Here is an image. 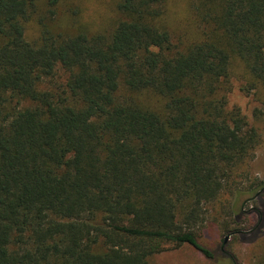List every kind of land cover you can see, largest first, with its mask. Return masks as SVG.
Masks as SVG:
<instances>
[{
  "label": "trees",
  "instance_id": "16d2710c",
  "mask_svg": "<svg viewBox=\"0 0 264 264\" xmlns=\"http://www.w3.org/2000/svg\"><path fill=\"white\" fill-rule=\"evenodd\" d=\"M39 1L0 0V264H149L165 245L216 263L197 230L259 143L225 86L232 57L264 86V0H192L188 40L164 0H120L110 31L39 19L29 41ZM43 1L52 19L62 0ZM57 67L59 92L43 86ZM260 202L254 223L226 232L259 237Z\"/></svg>",
  "mask_w": 264,
  "mask_h": 264
},
{
  "label": "rangeland",
  "instance_id": "374dc122",
  "mask_svg": "<svg viewBox=\"0 0 264 264\" xmlns=\"http://www.w3.org/2000/svg\"><path fill=\"white\" fill-rule=\"evenodd\" d=\"M119 2L120 0H62L50 19L48 6L40 0L36 14L26 23V38L29 41L38 38L42 28L39 19L53 31L62 33L72 34L79 30L110 31L120 18L117 10ZM163 7V19L168 28L175 32V37L188 40L196 36L198 26L192 0H164ZM65 77L66 73L57 67L54 77L45 80L43 86L59 92L63 89ZM225 88L226 108H238L246 124L258 131L260 139L251 160L237 168L238 190L224 192L209 205L206 219L197 230L198 240L214 251L218 260L215 263L205 258L189 245H165L163 251L149 257V264H226L224 258L220 257L221 250L231 253L238 264H256L264 257V228L259 237H253L254 234L238 237L225 230H246L257 218L255 208L263 206L260 201L264 200V117L261 114L264 108V86L253 87L243 61L239 57H232ZM122 91L124 89L120 90ZM124 96H128V93H124ZM147 96L155 99L146 93L138 97L147 100ZM28 104L27 100L20 103L21 106ZM251 237L253 239L249 240Z\"/></svg>",
  "mask_w": 264,
  "mask_h": 264
},
{
  "label": "water",
  "instance_id": "95a60500",
  "mask_svg": "<svg viewBox=\"0 0 264 264\" xmlns=\"http://www.w3.org/2000/svg\"><path fill=\"white\" fill-rule=\"evenodd\" d=\"M226 240V239H225Z\"/></svg>",
  "mask_w": 264,
  "mask_h": 264
}]
</instances>
